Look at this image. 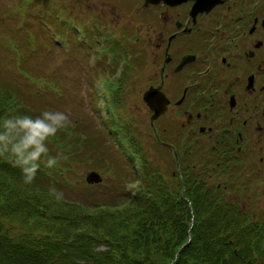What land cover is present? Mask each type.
Returning a JSON list of instances; mask_svg holds the SVG:
<instances>
[{"label": "trees", "instance_id": "1", "mask_svg": "<svg viewBox=\"0 0 264 264\" xmlns=\"http://www.w3.org/2000/svg\"><path fill=\"white\" fill-rule=\"evenodd\" d=\"M57 20L72 25L61 17ZM70 28L69 38L63 32L51 42L65 54H75L78 48L81 57L94 50L96 64L110 60L117 67L123 63L125 71L142 60L111 35L109 40L99 39L100 30L87 34L84 26ZM101 42L104 49L98 50ZM0 43L6 45L1 39ZM32 84L37 87L41 82L29 70L0 83V117L11 109L16 110L13 114L33 117L44 109L57 110L52 103L42 102V94L33 103ZM109 104L106 139L119 148L132 179L119 175L107 188V196L93 194L103 182L81 186L72 164L85 154L84 160L90 159L94 135L88 134V127L74 123L48 144L50 155L63 152L67 159L55 169L41 164L30 185L23 182L19 168L0 158V264H264V212L250 213L239 200H228L237 194L243 199L242 192L248 188L239 176L241 170L223 165L229 159L220 150L201 160L197 169L192 166L198 154L194 147L165 148L166 165L154 166L140 147L132 145L134 125L121 124ZM105 144L98 141L97 147ZM69 157L74 162L69 163ZM219 160L218 188L206 175L212 161ZM132 182L140 185L126 189ZM52 186L63 193L62 199L49 195Z\"/></svg>", "mask_w": 264, "mask_h": 264}, {"label": "flooded vegetation", "instance_id": "2", "mask_svg": "<svg viewBox=\"0 0 264 264\" xmlns=\"http://www.w3.org/2000/svg\"><path fill=\"white\" fill-rule=\"evenodd\" d=\"M98 1L103 2L87 0V9L96 11ZM106 3L107 14L115 13L99 19V39L122 41L130 32L137 57L150 48L154 73L146 90L158 89L168 100L155 119L147 106L156 146L194 147L197 169L220 150L229 159L223 165L240 169L244 183L264 179V0H209L201 9L195 8L197 0ZM124 18L127 32L113 33L109 27L119 30ZM212 162L214 170L221 165Z\"/></svg>", "mask_w": 264, "mask_h": 264}, {"label": "rangeland", "instance_id": "3", "mask_svg": "<svg viewBox=\"0 0 264 264\" xmlns=\"http://www.w3.org/2000/svg\"><path fill=\"white\" fill-rule=\"evenodd\" d=\"M106 1H98L97 10L91 11L86 7L89 5H86L87 0H0V39L6 42V45L0 43L2 71L0 83L15 79L20 71L29 70V73L41 82V85L36 84L37 87L32 84L33 88L30 89L35 92L34 95L32 94L35 96L33 103L38 102L37 94H42L40 96L42 102L52 103L55 109L68 112L73 125L82 126L83 129L88 127L86 131L91 137L94 135L93 144L95 145L94 151L91 155L89 154L91 160H84L86 154L84 159L78 157L75 164H72V172H75L73 175L81 180V186L85 185L89 172H98L103 178L100 182H103V185L93 194L104 196H107L105 195L107 188L112 181H116L119 175H126L127 180L132 179L128 164L121 156L119 148L111 138L106 139L104 120L111 112L107 102H110L112 113L119 115L121 124L130 123L132 127L134 125L135 130L132 129L134 130L133 147L139 150L142 145L141 152L149 156L154 166L158 164L164 167L168 160L167 156L162 153L166 152L165 148L168 147L156 146V135L150 126L148 116L150 111L142 100V93L149 87L154 73L150 48L146 47L148 46L146 40L143 44L147 48L146 56H142L139 63L134 66L130 65L126 71L123 63L117 67L112 66L110 60H107L105 64H96L97 60L93 51L83 53L80 57L76 53L81 52L78 48L75 54H65L59 45L51 43L54 37L58 38V34L63 32L64 36L69 38L72 34L70 27L73 24L80 28L84 26V32L87 34L95 30L99 19L102 20L108 11L111 12L107 10L111 6ZM113 11L107 14V20L114 15L115 10ZM57 17L70 21L72 25L60 22ZM127 22V18L120 20L117 23L119 30H116L114 26L109 28L113 30V33L117 31L115 33L117 35L123 34L127 32L125 30L128 26ZM21 25L24 29H20ZM127 33L131 35L130 32ZM128 34L124 40L120 41L122 47L132 49L134 45L129 41ZM141 49L138 45L137 50ZM130 52L134 53L132 50ZM105 103L106 108L104 109ZM75 135L88 136L85 132H75ZM98 141L103 146L106 143L105 147H97ZM74 159L69 157V163L74 162ZM255 160L256 163L258 159ZM107 166L111 168L108 172L105 170ZM209 169L211 171L206 175L207 181L218 185L219 169ZM138 170L141 172L140 165H138ZM138 185L140 184L136 182L128 183L126 189ZM252 192L254 194H251ZM242 197L243 199L238 194L236 197L230 195L228 200H239L243 208L250 213L263 214L264 179L262 178L259 182L256 179L249 184L248 188L242 192Z\"/></svg>", "mask_w": 264, "mask_h": 264}, {"label": "clouds", "instance_id": "4", "mask_svg": "<svg viewBox=\"0 0 264 264\" xmlns=\"http://www.w3.org/2000/svg\"><path fill=\"white\" fill-rule=\"evenodd\" d=\"M16 110L0 117V158L6 159L13 167L19 168L23 182L32 184L41 168L55 169L67 157L63 152L50 155L49 142L72 124L66 111L44 109L39 115L13 114ZM49 195L56 200L63 193L54 186Z\"/></svg>", "mask_w": 264, "mask_h": 264}, {"label": "water", "instance_id": "5", "mask_svg": "<svg viewBox=\"0 0 264 264\" xmlns=\"http://www.w3.org/2000/svg\"><path fill=\"white\" fill-rule=\"evenodd\" d=\"M209 0H197L196 9L204 8ZM143 100L147 106L154 111L153 119L163 114L167 108L168 100L158 89L149 88L144 92ZM103 180L98 172L91 171L86 176L88 184H97Z\"/></svg>", "mask_w": 264, "mask_h": 264}]
</instances>
